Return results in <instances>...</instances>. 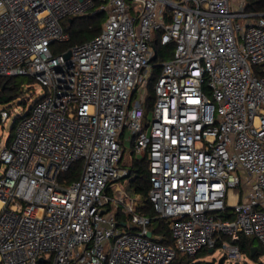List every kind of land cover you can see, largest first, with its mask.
<instances>
[{"label": "built area", "instance_id": "obj_1", "mask_svg": "<svg viewBox=\"0 0 264 264\" xmlns=\"http://www.w3.org/2000/svg\"><path fill=\"white\" fill-rule=\"evenodd\" d=\"M99 12L95 37L53 52L71 39L67 18ZM19 75L46 93L0 149V264H172L217 245L240 263L241 235L264 245V12L246 0H0V76ZM80 159L81 176L62 178ZM156 217L174 245L151 230Z\"/></svg>", "mask_w": 264, "mask_h": 264}, {"label": "trees", "instance_id": "obj_2", "mask_svg": "<svg viewBox=\"0 0 264 264\" xmlns=\"http://www.w3.org/2000/svg\"><path fill=\"white\" fill-rule=\"evenodd\" d=\"M246 9L250 12H264V0H246ZM104 19L105 12H99L96 14L88 13L67 18L64 21V24L66 30L71 34V39L67 42L69 47L76 43H81L95 37L101 31ZM155 45L159 50V46L161 44L158 40V37H156ZM158 56L160 58H165L162 54ZM155 74H160V67H156L153 76L150 78V83L154 82ZM15 77L16 76H0V104L11 102L22 92L21 84L16 81ZM155 85L150 86L149 89L150 91L147 102V110H149L150 106H152L156 98ZM13 135L14 132L12 133L10 140L12 139ZM77 162H75L72 167L67 172H65L69 174V178L71 180L78 178V174L75 169V164ZM62 176L65 175L62 174ZM129 189L131 191L132 187H130ZM140 190L144 193V195H147V189L145 187H141ZM146 210L150 213V215H155L154 210L150 205L147 206ZM119 220L122 221L120 218ZM151 230L155 235L161 237L160 239L161 241H163V243L167 245H174V239L170 228V220L161 217L154 218L151 225ZM236 242L239 244L241 252L246 253L252 260L258 261L259 258L264 255V245L261 243V245H258V249L255 254H252L253 247L256 246V244L251 236L241 235L240 239ZM208 250L209 248H203L192 256L178 252L172 264H210L207 260L203 259V257L208 253ZM39 263L45 264L46 261Z\"/></svg>", "mask_w": 264, "mask_h": 264}, {"label": "rangeland", "instance_id": "obj_3", "mask_svg": "<svg viewBox=\"0 0 264 264\" xmlns=\"http://www.w3.org/2000/svg\"><path fill=\"white\" fill-rule=\"evenodd\" d=\"M240 1V0H238ZM106 19V14H105ZM104 19V21H105ZM104 24V23H103ZM160 50H164L165 59H168L171 57L170 53H168L169 49L171 47H164L159 46ZM69 48V45L67 42L65 43H57L52 47L54 53H59L63 50H66ZM172 50V49H171ZM161 58L159 57L158 60ZM159 74H155L154 76V82L150 83L148 82V89H150V86L155 85L156 81L158 79ZM16 81L21 84L22 92L20 95L12 100L11 102H8L6 104H0V110L3 108H7L10 111H12L11 116L5 121L2 122L0 120V149L4 147L10 140V137L12 133L14 132V126H15V120L17 117L23 113L25 110H28L30 107L34 105V103L40 99L42 96L46 93V88L34 77L27 76V75H19L15 77ZM150 91V90H149ZM18 108L16 111L15 108ZM148 119H151L152 114L149 111L147 115ZM130 134V130L127 131V135ZM125 146L127 148H133V142H131L129 139L125 141ZM135 160H141L142 157L139 155H134ZM5 164L0 162V176L3 173L5 169ZM84 167V159L78 160V162L75 164V169L78 174V178L81 176L82 171ZM65 176H61L62 178H69L68 173H63ZM71 180V179H70ZM142 200H144L142 198ZM254 239L256 246L261 245V241L257 239L256 237H252ZM261 243V244H260ZM109 245L106 247V253H109ZM223 256V250L220 247V245H217L216 249L212 252L208 250V253L206 256L203 257V259L207 260L210 264H264V255H262L258 261L252 260L246 253H243V259L240 263L230 262ZM47 261L45 264H52V254L46 253ZM44 264V263H39Z\"/></svg>", "mask_w": 264, "mask_h": 264}, {"label": "water", "instance_id": "obj_4", "mask_svg": "<svg viewBox=\"0 0 264 264\" xmlns=\"http://www.w3.org/2000/svg\"><path fill=\"white\" fill-rule=\"evenodd\" d=\"M70 55H71V51L69 50V51L66 53V56H70ZM125 225H126V223H125ZM127 225H128L131 229H138V228H139V225L136 224V223H134V222H129V223H127ZM151 235H152V232H149V233H148V236H151ZM257 249H258V246H254V247H253V252H252L253 255L255 254V252L257 251ZM209 251L212 252V251H214V249H213V248H210ZM40 262H44V258H43V257L40 258ZM211 264H212V263H211Z\"/></svg>", "mask_w": 264, "mask_h": 264}]
</instances>
